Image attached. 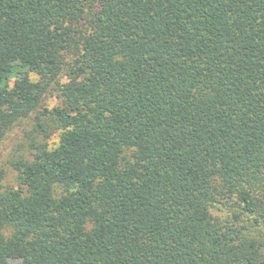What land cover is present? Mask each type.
Segmentation results:
<instances>
[{
	"label": "trees",
	"instance_id": "1",
	"mask_svg": "<svg viewBox=\"0 0 264 264\" xmlns=\"http://www.w3.org/2000/svg\"><path fill=\"white\" fill-rule=\"evenodd\" d=\"M33 115L0 264H264V0H0V140Z\"/></svg>",
	"mask_w": 264,
	"mask_h": 264
},
{
	"label": "rangeland",
	"instance_id": "2",
	"mask_svg": "<svg viewBox=\"0 0 264 264\" xmlns=\"http://www.w3.org/2000/svg\"><path fill=\"white\" fill-rule=\"evenodd\" d=\"M35 79L33 75L31 77ZM64 80V79H62ZM57 103L55 92L47 97L44 104L51 107ZM33 117L26 118L15 124L0 140V187H16V171L12 163L20 158H29L31 153V140L36 132L33 130ZM57 140V135H51L48 143L53 146Z\"/></svg>",
	"mask_w": 264,
	"mask_h": 264
}]
</instances>
